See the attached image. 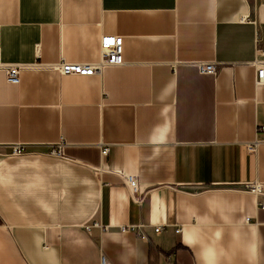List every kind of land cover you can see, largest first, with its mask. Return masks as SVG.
Here are the masks:
<instances>
[{
	"label": "crops",
	"instance_id": "crops-1",
	"mask_svg": "<svg viewBox=\"0 0 264 264\" xmlns=\"http://www.w3.org/2000/svg\"><path fill=\"white\" fill-rule=\"evenodd\" d=\"M103 36L123 65L50 69L98 62ZM256 36L264 0H0L2 64L23 67L0 68V264H264Z\"/></svg>",
	"mask_w": 264,
	"mask_h": 264
},
{
	"label": "built area",
	"instance_id": "built-area-1",
	"mask_svg": "<svg viewBox=\"0 0 264 264\" xmlns=\"http://www.w3.org/2000/svg\"><path fill=\"white\" fill-rule=\"evenodd\" d=\"M248 21V18H241V22ZM100 55L99 60L96 63H66L59 62L54 66H50V69L58 71L62 76H78V77H90L96 74H100L105 68L118 67L123 65V47L122 38L117 36H103L100 38L99 43ZM255 53L254 60L248 63L249 66L255 69V86L264 85V49L258 46V37L255 38ZM38 67V66H37ZM198 71L201 74L214 75L216 74L215 66L211 63H198L196 64ZM0 68L5 72L6 82L10 85H17L19 83L20 72L23 69L21 66H4L1 61L0 51ZM264 131V128H262ZM64 142H59L56 148L50 152L54 157H62L63 149L65 147ZM256 144L248 147L250 152H254ZM24 154L23 146L11 147L10 155L19 156ZM108 154V148L102 147L100 149V155L105 157ZM124 184L133 199L134 202L139 203L141 201L139 194V185L137 178L133 175L122 176ZM238 190L247 192L252 195H258L262 193V184L258 182L246 183ZM96 225V224H95ZM89 227H86L88 229ZM160 226L154 228V232H159ZM179 232V230H177ZM101 264H106L102 258Z\"/></svg>",
	"mask_w": 264,
	"mask_h": 264
}]
</instances>
